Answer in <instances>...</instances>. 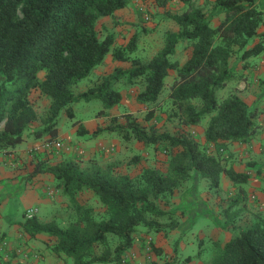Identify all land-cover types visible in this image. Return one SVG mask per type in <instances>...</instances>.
Listing matches in <instances>:
<instances>
[{
	"label": "trees",
	"instance_id": "obj_1",
	"mask_svg": "<svg viewBox=\"0 0 264 264\" xmlns=\"http://www.w3.org/2000/svg\"><path fill=\"white\" fill-rule=\"evenodd\" d=\"M131 1L0 0V152H8L20 143L23 131L36 119L40 126L32 129V138L57 139L58 115L64 111L72 117L73 101L98 99L101 108L95 116L104 115L121 99L119 82L128 85L134 79L140 80L142 88L135 95L136 101L153 102L169 69L175 75L167 96L180 123L188 127L206 118L203 144L188 133L169 134L152 125L146 127L131 112L111 115L104 126L93 129L90 136L114 133L123 141L161 144L166 149V161L144 167L134 177L115 171L110 164L100 165L94 158L87 159L82 167L72 157L53 163L46 159L34 162L28 176L49 173L72 202L75 215L63 227L54 220L41 222L35 216L23 218L20 225L29 237L40 233L52 237L51 251L67 257L68 264H122L137 227L158 230L164 219L165 228H173L179 213L164 206L173 189L193 173L205 178L213 190L218 187L221 173L232 183H245L248 175L221 164L218 152L227 143L248 142L255 135V106L249 107L233 92L219 99L216 91L233 76L228 59L234 46L241 50L242 58L264 48V32H256L257 26L264 24V3L213 0L212 11L206 14L194 2L180 0L182 10L167 15L177 29L165 30L160 48L142 62L129 56L136 35L118 48L112 46L113 33L99 37L95 27L98 18H114V11ZM213 12L221 17L211 26ZM181 41L188 42L190 52L184 62L178 63L169 56ZM109 51L113 59L129 61L130 66L114 67L92 86L74 94L71 86L87 77ZM33 90L48 98L41 115L36 114L29 98ZM76 132L80 135L86 130L79 124ZM209 144L214 152L208 151ZM83 188L97 196L102 216L96 217L92 207L76 201L77 191ZM238 188V194L242 193ZM239 199L237 196L230 204ZM207 264H264V216L254 214L246 227L217 245Z\"/></svg>",
	"mask_w": 264,
	"mask_h": 264
},
{
	"label": "crops",
	"instance_id": "obj_2",
	"mask_svg": "<svg viewBox=\"0 0 264 264\" xmlns=\"http://www.w3.org/2000/svg\"><path fill=\"white\" fill-rule=\"evenodd\" d=\"M178 1L181 4L182 10L183 3L180 0ZM190 1L200 6L204 11L203 0ZM127 8L128 4L114 11V18L111 16H102L100 18L108 17L114 22L121 24V20L117 17L118 12ZM210 10L212 11V6H210ZM220 17V13L213 12L209 20L210 25L214 26ZM115 26L118 25L115 24ZM115 26L112 28L110 25L109 28L111 29H109V32H112L111 30ZM256 32H264V24L258 25ZM179 44L180 42L177 43L175 48ZM240 54L241 50L235 46L228 59V67L233 71V76L230 79L235 81L230 86V91L235 93L248 106L250 103L253 104L252 106H255L254 103L257 100L255 97L259 91L255 90L256 85L254 82H257V77L264 73V66L261 65L263 60L260 54L243 58ZM188 56L180 63L184 62ZM118 66L116 65V67ZM167 73H169V70ZM246 82L248 85L245 84ZM79 120L77 124L82 125L86 130L84 134H77L76 125H72L68 132L62 131L57 126L56 138L60 144L64 145L65 141L68 143L70 139L78 142L69 146L66 143L62 150L80 152V147H82L85 154L89 151L108 152V150H111L112 143L116 142V139L110 137L111 133L101 132L90 138V133L93 129L97 126H104L108 121L102 122L99 117L95 116L89 120ZM205 122L206 118L191 126L192 128H196L197 134L195 139L201 144L204 143L203 128ZM39 126L40 122L38 119L37 121H31L28 128L23 131L22 141H24L10 148L8 152H0V264L70 263V260L64 255H57L51 251V246L54 244L52 237L43 233L29 237L22 230L20 221L24 218V209L21 213V219L12 220L3 211V205L6 204L7 198L19 193L21 188H32L34 192L33 196H35L33 207L36 208V212L43 208H50L53 212L58 210L57 202L59 198L53 190V184L57 181L49 173L41 172L28 176L37 159H46L48 163L57 161H50L49 156L51 154L48 151H44L45 149L41 146L42 141L31 137L30 133L32 129ZM252 137L248 141L251 148L249 152L244 151L241 153V150L248 142H230L227 143L224 149L220 150L222 156L229 158V160L231 159V162H226L225 167L231 166L234 171L250 174L251 169H243L244 163L240 162L243 158H240L248 154L249 156H253V158H258L264 152L261 147L258 148L264 142L263 139H260V135L255 133ZM207 148L210 152H214L212 145L209 144ZM249 164L254 168V177L251 175L247 176L245 183H232L224 173H221L217 190L215 189L214 193L211 191L212 189L210 190V188H206V185H204V194L206 196L203 197L206 200L197 193L196 188L200 179L193 173L192 177L188 179L191 180V184L185 185L182 183L178 188L173 189L169 202L164 206L166 210L179 213L177 224L171 229H166L163 223V227L158 230L146 229L143 226L137 227L133 234L132 244L123 255L122 264H207V260L202 258L204 255L199 250L200 242L204 237L203 229L205 225H209L208 228H210L207 231L210 241L213 244L217 242L216 245L218 243L222 244L239 230L240 227L236 221H238L241 215L244 214L247 219L244 224L248 225L251 222V212L254 211V204L251 202H255L264 209V168L261 169L257 165V162H248ZM144 167H153V164ZM239 186L242 188V193L240 194L237 192ZM218 189L222 190V192L225 191L229 196L226 195V199L224 200L219 195ZM245 190L248 193L247 197L243 195ZM237 196L240 199L242 198V200L239 199L237 202L230 204ZM208 197L209 199H207ZM231 209H233L232 214L227 212V210ZM228 215H230V218H227ZM33 216L41 222L50 221L49 216L44 214L36 216L35 213ZM203 216H208L210 220L202 228L197 219ZM54 218H56L55 215ZM220 236L224 240L220 241L218 239ZM194 247L197 248L196 251L192 250Z\"/></svg>",
	"mask_w": 264,
	"mask_h": 264
},
{
	"label": "rangeland",
	"instance_id": "obj_3",
	"mask_svg": "<svg viewBox=\"0 0 264 264\" xmlns=\"http://www.w3.org/2000/svg\"><path fill=\"white\" fill-rule=\"evenodd\" d=\"M260 1L264 3V0ZM212 2L213 0H203V8L206 14L211 13L210 6H212ZM180 10L181 4L178 0H133L128 4V8L126 10H121L120 12H118L117 17L121 20V24H118L119 22H114L108 17L100 18L96 22V31L99 37H102L106 33L114 32V41L112 46L118 48H123L130 37L136 35L135 48L129 54V56L136 57L140 61L145 62L160 48L162 44L163 32L165 30L177 29L176 24L169 17H167V15L173 12H179ZM115 24H117L119 27L115 26ZM110 25L112 26V28L115 26V28L111 30L112 32H109V29H111L109 28ZM262 43L264 45V39L262 40ZM189 50L190 47L188 42L181 41L179 46L175 48L174 53L170 55L169 58L180 63L188 56L190 52ZM258 54H260V56L262 57L263 62L261 63V65L264 66V48ZM103 59L104 60H102L100 64H98L91 70L90 74L87 77L79 80L71 86V91L74 94L84 91L89 86H92L94 82H97L99 76L111 73L116 65H119L118 67L121 68H128L130 66L129 61H120L113 59L110 51L104 55ZM174 73V70L169 69V73L164 78L163 87L156 100L153 102L141 103L136 101L135 95L142 88V83L140 82V80L134 79V81L128 85L119 82L117 85L120 90L121 99L117 105L110 108V110H108V112H106L104 115L95 116L96 111L101 108V102L98 99H90L88 101H73L70 103V107L73 113L72 117L66 116L64 111H61L57 118V126L62 131L68 132L72 125H76L77 128V122L80 121L79 119L89 120L95 116L99 117L102 122H107L110 115L120 116L121 113L131 112L136 121L146 127L152 125L159 132H167L169 134L188 133L191 137L196 138V128H192L191 126L186 127L180 123L177 116L174 115V106L171 104L167 96L169 91V84L174 77ZM41 74L42 73L40 72L39 76H41ZM233 81L234 80L229 79L227 81V84L223 88H220L216 91V95L219 99L229 92H232L230 91V86H232V84L235 82ZM254 83L256 85L255 90H257V92L259 91L255 97L257 98V100L254 103L257 113L256 122L258 125L256 133H258L260 135V139H263L264 141V73L257 77V82L255 81ZM245 84L248 85L247 82ZM29 98L36 114L41 115L46 110L48 98L40 95L36 90L30 92ZM252 105L253 104L250 103L249 107H251ZM148 112L151 113L149 117H147ZM94 136H90V138H93ZM110 137L116 139V142L112 143V148L111 150H108V152L89 151L85 154L82 150V147H80V152L65 151L62 149L67 143L66 141L64 145L59 144L57 147L50 146L43 149H45L44 151H48L51 154L49 156L50 161L72 157L74 159H77L79 161V165L82 167L86 164L87 159L94 158L100 165L110 164V166H112L115 171L121 173L124 172L130 177H134L135 175H137L140 170L144 168V166L153 164L154 167L159 165L163 161H166L167 159V152L165 151L166 149H164L161 144L143 145L141 142L135 140L123 141L114 133H111ZM40 140L43 142L42 139ZM77 143L78 142L70 139L67 143V146ZM249 146L250 144L248 142L247 145L244 146V148L241 150V153H243L244 151L249 152L251 150ZM260 147L262 150H264V142H262L258 146V148ZM218 156L221 157V164L225 165L227 164L226 162H231V159L229 160V158H225L221 155L220 152H218ZM240 159H242L240 160V162L244 163L243 169H251L250 174H248L247 176H255L253 170L254 168L251 164L248 165V162H257V165L260 166L261 169L264 168V152L263 154H261V156H258V158H253V156H249L248 154L245 157H241ZM199 179L200 182L197 185L196 190L197 193L200 194L201 197H203L206 196L204 194V185H206V188L209 187L208 184H206L207 180L205 178ZM183 183L185 185H190L191 180H186ZM53 188L54 193L59 198L57 202L58 210L53 212L50 208H43L36 212V216L41 214L49 216V220H54L58 223L59 226L63 227L74 218L75 214L73 205L68 196H65L61 193L56 182H54ZM211 191L213 193L215 192L213 189ZM218 193H220L219 195L224 200L226 199V195L229 196V194H226L225 191L222 192V190L220 189H218ZM33 195L34 192L32 188H21L19 193L13 194L9 198H7L6 204L3 205L4 213L9 215L11 220L21 219L22 210L26 207H33L35 200V196ZM243 195L245 197L248 196L247 190L243 192ZM75 199L81 205L92 207L93 213L96 217H100L103 215V208L100 205L97 196L89 188H83L82 190L77 192L75 195ZM207 199H209V197ZM251 203L254 204V211L251 212L250 219H253L254 214L264 216V209L255 202ZM232 210L233 209L227 210V212L232 214ZM54 215L56 216V218H54ZM227 218H230V215H228ZM209 220L210 218L208 216H203L201 218H198L197 222H200V225L203 228V225L207 224ZM246 220L247 219L243 214L239 217L238 221H236L240 227L239 230L247 226V224H244ZM160 221L162 224L165 223L164 219H161ZM208 227L209 225H205V228L203 229L204 237L200 242L199 248L200 252H202L204 255L202 258L206 259L207 263L211 259L213 253L216 251L217 245H219V243L216 245L217 242L213 244L212 241H210L209 235L207 233V231L210 230V228ZM218 239L220 241L224 240L222 236H220ZM192 250L196 251L197 248L194 247Z\"/></svg>",
	"mask_w": 264,
	"mask_h": 264
},
{
	"label": "built area",
	"instance_id": "obj_4",
	"mask_svg": "<svg viewBox=\"0 0 264 264\" xmlns=\"http://www.w3.org/2000/svg\"><path fill=\"white\" fill-rule=\"evenodd\" d=\"M59 144H60L59 141L57 139H55L53 141H43L41 143V146L43 148H47V147H50V146L57 147ZM208 151H210V150H208ZM35 213H36V208L35 207H27V208H25L23 210V217L24 218H29V217H32Z\"/></svg>",
	"mask_w": 264,
	"mask_h": 264
}]
</instances>
